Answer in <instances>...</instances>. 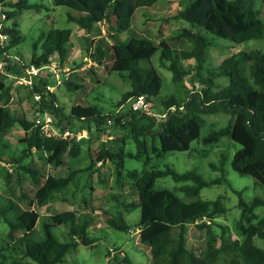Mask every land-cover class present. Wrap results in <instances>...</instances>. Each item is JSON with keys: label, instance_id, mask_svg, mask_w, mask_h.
Wrapping results in <instances>:
<instances>
[{"label": "trees", "instance_id": "16d2710c", "mask_svg": "<svg viewBox=\"0 0 264 264\" xmlns=\"http://www.w3.org/2000/svg\"><path fill=\"white\" fill-rule=\"evenodd\" d=\"M52 1L55 5L74 9L76 13L69 14L68 20L75 21L93 35L101 34L98 24L102 22L114 27L111 32L113 43L109 45L114 56L112 70L129 78L132 83V88L123 94L119 102L120 108L127 100L140 94H145L152 105L155 103V97L162 87V77L152 63V57L158 50H161V63L172 71L174 83L189 76L193 83L201 85L200 89H192L184 101H180L176 95L163 99V111L159 114L165 116L161 118L131 109L128 112H105L96 103L75 104L66 115L57 102L55 92L48 88L50 80L41 79V84H33V91L40 96L39 113L51 111L61 127L65 124L64 120H67V127L75 118L93 120L96 131L109 133L108 138L101 139L99 150L91 156L86 168L72 169L67 176L49 173L42 180L39 168L31 162H24L28 154L38 151L47 155L48 163L57 166L64 162L63 155L67 151L73 157L78 156L82 144L76 138L46 136L35 125V118L17 116L8 106L12 96L11 86L0 78V134L9 132L17 123L25 130V136L21 139L25 144L22 154L11 158L20 167L16 172L17 182L21 183L23 171L39 185L34 197L29 199L27 208L20 209L11 198L6 200V204L0 200V218L3 217L9 225L6 240L10 242L9 247L6 243L1 246L0 264H64L66 255L80 243L92 244L95 240L89 235L92 219L88 213L73 212L65 216L64 212H58L44 217L36 206L47 203L63 191L78 172L92 170L103 162L113 163L115 182L121 188L125 186V180L132 181L135 186L140 201L125 203L121 200L120 203L127 210L137 205L141 207L139 239L149 247L152 264H264V244L257 243V238L264 240V217L255 222L258 218L256 209L264 205V196L255 195L252 199H246L243 191L235 188L241 213L234 225L237 238L228 240L231 233L228 225L220 224V232L212 227L217 224L216 219L228 210L223 197L204 199L199 195L206 186L224 181L230 183L225 174V156L219 163L212 164L213 169L220 172L212 179H206L194 170L179 172L171 166H147L153 158L149 152L160 157L162 152L188 150L195 140L215 145L223 136H229L240 144L231 159L233 169L240 174L252 175L264 185V51L259 48L239 50L226 56L218 65L206 66L213 41L203 33L205 30L236 43L260 39L264 36V19L258 6L259 0H186L175 17L190 22L193 28L168 34L158 43L146 35L123 40L118 32L132 27L137 8L153 7L160 0ZM39 7V4L29 0H0V13L5 15L7 21L13 20L12 24L2 29L6 40L0 42L3 43L0 44V53L9 59L6 58L7 66L14 60L9 49L22 39L17 15L24 9ZM72 34L70 27H56L42 32L34 43L31 64L40 67L54 61L64 70L68 66ZM182 39L187 41L183 47L176 44ZM39 44L42 51L37 53ZM105 55L106 51L100 45L91 52L92 59L99 63ZM188 60L193 63L191 66L184 63ZM142 62L146 65H142ZM220 77L229 79L227 85L217 83ZM67 81L70 86H80L69 79ZM210 113H225L230 118L226 125L202 134L204 116ZM155 125L156 130L153 129ZM114 128L131 132L136 145L134 153L126 152L127 139L124 136L110 134ZM145 154L146 166L142 171L125 167L126 156L141 158ZM168 175L176 182H184L176 187L182 195L168 187H156L157 179ZM21 195L27 196L25 192ZM121 196L124 194L121 193ZM47 218L51 221H47ZM108 221L110 227L129 229L124 219L120 224H116L112 217ZM63 223L69 227V239L66 241L60 240L51 230L53 225ZM190 224L206 231L205 246L189 247L187 235ZM123 261L136 264L128 255H124Z\"/></svg>", "mask_w": 264, "mask_h": 264}, {"label": "rangeland", "instance_id": "374dc122", "mask_svg": "<svg viewBox=\"0 0 264 264\" xmlns=\"http://www.w3.org/2000/svg\"><path fill=\"white\" fill-rule=\"evenodd\" d=\"M185 1L160 0L153 7L137 8L132 19V27L125 31H119L120 38L128 40L133 36L144 37L146 35L158 43L168 34H174L183 28H193L190 22L175 17L179 9L184 6ZM29 2L37 3L40 7L24 9L17 15L16 19L19 23L22 39L20 43L9 49V52L14 56L10 66H7L9 64L6 60L7 56L0 53V78L11 86L12 96L8 102L10 109L17 116L25 115L26 118L32 120L38 115L39 97L33 91L32 83L23 79L28 77V72L31 71V80L34 84H41L43 78L50 80V90L55 92L57 102L66 115H69L73 105H86L89 103L98 104L105 112L116 113L119 110L128 112L131 109L133 99L127 100L121 108L119 102L123 94L132 88L131 80L112 70L114 56L109 45L113 43L111 32H113L114 27H110L107 22H102L98 24L101 34L93 35L94 33L81 28L75 21L68 20L69 14L76 13L74 9L65 5H55L52 0H29ZM258 6L261 17L264 19V1L259 0ZM111 10L110 8V12ZM12 22V19L7 21L5 15L0 13V42L6 40L3 39L2 29L5 25L12 24ZM56 27H70L74 31L71 38L70 55L66 64L68 66L66 72H62V77L68 73L69 81L80 85L79 88H76L73 84L70 86L68 79H64V77L62 82L57 83V75H52L50 72L52 70L44 67V65H55L54 61L40 66L39 70L37 69L38 66L31 64V58L35 51L34 43L38 41L40 34ZM197 29L194 28V30ZM203 33L213 41V44L209 47L206 66L218 65L226 56L239 50L259 48L264 51V36L260 39L236 43L205 30H203ZM176 44L183 47L187 44V41L182 39ZM98 45L106 51V55L100 63L91 57V52L96 51ZM41 51V44H39L37 53ZM160 54L161 50H158L152 57V63L162 77L160 93L155 97V103L152 105V110L157 117L159 112L163 111L161 105L163 99L176 95L180 101H184L192 89H200L201 85V83H193L189 76H185L174 83L172 71L161 63ZM55 58L57 59V57ZM190 62L192 61H184L185 64L191 66L193 63ZM23 63H25V66H23ZM141 64L146 65L145 62ZM228 80L227 77H220L217 78V83L227 85ZM204 117L202 134L226 125L230 115L210 113ZM158 118H161V116ZM64 123L67 124V120H64ZM69 128L77 132L85 130V133L81 134L82 137L78 139L82 144V151L78 156L73 157L67 151L63 155L64 162L57 166L48 163L47 155H42L38 151H33L24 158V162H31L39 168L40 179L44 180L49 173L57 176H67L72 169L86 168L91 162V156L99 150L101 139L108 138L109 134L96 131V123L93 120L87 121L75 118ZM153 129L156 130L157 126L155 125ZM110 134L116 137L124 136L127 139L126 152L134 153L136 151V145L128 129L116 130L114 128ZM24 136L25 130L19 123L15 124L9 132L0 134V200L6 204V200L11 198L18 203L20 209L28 207L29 199L34 197L39 186L32 182L29 174L23 171L21 183L17 182L18 175L16 172L20 167L11 158L22 154L25 144L21 139ZM156 141L159 144V141ZM238 148H240V144L229 136H223L215 145L204 144L202 141L195 140L191 143L190 148L185 151L162 152L160 157L149 152L148 154L152 155L153 158L149 160L147 166L148 168L171 166L179 172L194 170L204 178L212 179L220 175L218 170L213 169L212 164L219 163L225 156V174L230 183L224 181L220 184L206 186L200 190L199 195L204 199L223 197L228 210L225 215L216 219L217 224L212 225V227L220 232V224L228 225L231 233L227 239L230 240L237 238L234 225L241 213L238 206L239 195L235 188L242 190L246 199H252L255 195L264 196V185L258 183L255 177L240 174L233 169L231 159ZM116 159V161L119 160L118 157ZM145 160H147V154L141 158L126 156L124 163L126 168L142 171L146 166ZM115 176L113 163H98L92 170L86 169L78 172L72 183L63 191L57 193L47 203L36 206L44 217H49V215L58 212H64L65 216L78 212L80 214L88 213L92 219L89 235L95 241L88 245L80 243L77 248L66 255L64 264H130L123 261L124 255H128L136 264H152L149 247L141 243L139 239L138 222L141 216V207L137 205L127 210L120 203L121 200L125 203L139 202L138 193L132 181L125 180V186L121 188L115 182ZM183 183L176 182L168 175L158 178L156 187H168L177 191L176 187ZM91 186L94 188L92 189ZM23 192L27 196L21 195ZM177 192L182 195V192ZM121 193L124 194L123 197ZM113 194H117V196L114 197ZM120 210L122 216H120ZM256 212L258 218L255 219V222L264 217V205L258 207ZM110 217L113 218L116 224H120L122 219L126 220L129 229L123 230L110 227L108 221ZM46 220L51 221L50 218ZM8 229L9 225L4 218H0V249L3 243L8 244V247L10 245V242L6 240ZM51 230L60 240L66 241L69 239V227L66 224H55L51 227ZM206 240L207 233L204 229L200 230L194 224L188 226L187 242L189 247H203ZM257 243L263 245L264 240L257 238ZM31 264L35 263L31 262Z\"/></svg>", "mask_w": 264, "mask_h": 264}, {"label": "built area", "instance_id": "2783aa9c", "mask_svg": "<svg viewBox=\"0 0 264 264\" xmlns=\"http://www.w3.org/2000/svg\"><path fill=\"white\" fill-rule=\"evenodd\" d=\"M5 39L6 36L3 35ZM34 67V66H32ZM44 67H48L49 69H51L52 71H50L52 73V75H57V83L62 82L63 77L64 79H68V73L64 74V76L62 77V72H66V68L64 70H62L59 66L55 65H44ZM36 68V67H34ZM37 69L39 70L40 68L37 67ZM31 74L32 72L29 71L28 72V77H24L23 79L26 82H30L32 83L31 85L34 84V82L31 80ZM51 85L48 86L49 90H50ZM51 91V90H50ZM37 97H40L39 95H37ZM152 104L148 101L147 96L145 94H140L139 96H137L136 98L133 99L132 105H131V110L133 111H142V112H146L148 114H155L152 110ZM158 116H165V114H159ZM58 119L56 118L55 114H53L51 111L49 110H45L44 112L39 113L36 118H35V125L38 126L40 128V130L42 131V133L46 136H50V137H63V138H76L77 140L82 137L81 134L85 133V130L83 131H73L72 129H70L69 127H67L65 124L63 127L58 126L57 125ZM109 123L111 124L112 121H109Z\"/></svg>", "mask_w": 264, "mask_h": 264}, {"label": "crops", "instance_id": "0c3cea01", "mask_svg": "<svg viewBox=\"0 0 264 264\" xmlns=\"http://www.w3.org/2000/svg\"><path fill=\"white\" fill-rule=\"evenodd\" d=\"M82 28V27H81ZM84 29V28H83ZM73 30V29H72ZM73 34H74V31H73ZM192 64V62H190ZM188 65V64H187Z\"/></svg>", "mask_w": 264, "mask_h": 264}]
</instances>
